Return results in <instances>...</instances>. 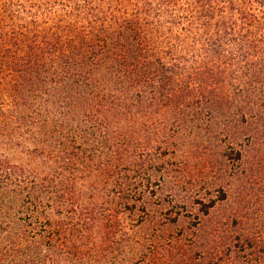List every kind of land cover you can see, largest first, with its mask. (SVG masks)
<instances>
[{
    "label": "trees",
    "instance_id": "16d2710c",
    "mask_svg": "<svg viewBox=\"0 0 264 264\" xmlns=\"http://www.w3.org/2000/svg\"><path fill=\"white\" fill-rule=\"evenodd\" d=\"M203 114L240 180L209 244L150 210L161 155ZM216 193H195L201 216ZM2 243L7 264H264V0H0Z\"/></svg>",
    "mask_w": 264,
    "mask_h": 264
},
{
    "label": "rangeland",
    "instance_id": "374dc122",
    "mask_svg": "<svg viewBox=\"0 0 264 264\" xmlns=\"http://www.w3.org/2000/svg\"><path fill=\"white\" fill-rule=\"evenodd\" d=\"M202 119L203 122H200V124H193V126L183 129L181 133L175 135L172 141L177 147L172 148V152L170 150L168 155H161L168 173L164 174L161 188L157 190L156 196L152 198L150 210L155 217V222L160 220L170 223L169 225H172L173 231L177 230L179 232L181 230L184 232L186 240L197 239L201 244H209L210 241L207 240V234L210 230V225L235 207L238 201L236 188L239 186L240 180L236 181V178L232 176L237 172L235 163L227 161L219 154L225 150L229 142L225 140L224 126L220 124L221 120H210L204 114ZM229 130L230 137L236 136L238 138L237 142L240 139L244 145H249L244 136L255 135V131H257L254 125L249 127L232 126L229 127ZM215 137L219 138L216 140L221 145L216 151V153H219L214 154V156L206 155L204 157L199 152L200 146L213 141L212 138L214 139ZM237 149L247 151L246 154L243 152L246 157L242 162L240 173L244 171L250 172L255 163L253 160V157L256 156L255 152L250 151L247 147L244 149L236 147ZM155 157H160V155H155ZM248 172H245V177L248 176ZM154 175L159 177L160 173ZM245 177L242 180H245ZM220 187H223L228 192L229 201L217 204L210 217L201 216L198 213L200 205L195 204L196 202L192 200L195 197V193L199 192L200 200L204 199V202L208 204L219 195L216 191ZM182 206L184 207L182 208ZM179 213L181 214L180 216ZM196 217L201 220V225L198 228H196ZM175 218H177V224L173 222ZM142 228H144L143 232H146L147 227ZM0 245V253H3V243ZM8 256L4 260H0V264H7L9 261H14L17 257V255L14 257V255L10 254Z\"/></svg>",
    "mask_w": 264,
    "mask_h": 264
}]
</instances>
